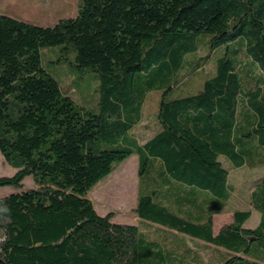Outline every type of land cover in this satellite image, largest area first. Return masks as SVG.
Wrapping results in <instances>:
<instances>
[{"label":"trees","instance_id":"obj_1","mask_svg":"<svg viewBox=\"0 0 264 264\" xmlns=\"http://www.w3.org/2000/svg\"><path fill=\"white\" fill-rule=\"evenodd\" d=\"M200 44L219 53L216 72L182 89L177 72L201 67ZM49 46L78 78L98 74V113L43 67ZM153 89L162 97L148 114ZM0 152L17 168L0 186L35 183L0 196V264H186L177 252L192 248L171 251L162 240L175 236L150 224L234 252L217 264H264V0H78L77 15L52 26L0 12ZM133 154L140 221L116 223L87 193ZM224 161L262 173L214 234L236 189Z\"/></svg>","mask_w":264,"mask_h":264},{"label":"rangeland","instance_id":"obj_2","mask_svg":"<svg viewBox=\"0 0 264 264\" xmlns=\"http://www.w3.org/2000/svg\"><path fill=\"white\" fill-rule=\"evenodd\" d=\"M6 11V12H5ZM0 12L15 16L17 18L31 21V23L44 26H52L60 18L74 17L78 13V0H0ZM60 55V46H49L42 49L43 67L59 82L61 89L72 96L76 103L85 110L98 113L101 92L100 79L97 73H87L84 77L78 78V71L75 66L65 60L57 61ZM219 53H212L205 45L200 44L197 52L191 57L196 58L201 67L192 71L193 66L182 68L177 73L185 76V83L181 88L200 90L204 80L216 72V60ZM175 75V74H174ZM175 75L174 77H176ZM173 77V81H174ZM162 97V90L153 89L146 97L144 111L151 114ZM135 132V129L133 128ZM230 167L228 161H224ZM138 154H133L126 160L115 164L111 174L102 179L87 193L92 200L97 212L106 215L113 212V221L116 223L136 224L139 219L135 212L138 196ZM233 169V168H232ZM17 168L11 166L0 152V176H11ZM258 170H251L247 167L235 168L231 171V179L241 190L232 198L228 212L216 217V225L220 226L231 219V211L235 207L244 206L246 200L247 179L258 175ZM246 182V183H245ZM23 188L29 189L35 186L32 176H27L23 181ZM23 188L13 186H0V196L12 192L21 191ZM259 213L248 220L247 226L252 227L257 223ZM156 225H152L151 228Z\"/></svg>","mask_w":264,"mask_h":264},{"label":"crops","instance_id":"obj_3","mask_svg":"<svg viewBox=\"0 0 264 264\" xmlns=\"http://www.w3.org/2000/svg\"><path fill=\"white\" fill-rule=\"evenodd\" d=\"M13 17H15V16H13ZM18 19H21V18H18ZM22 20L27 21V22H31V21L25 20V19H22ZM241 167H247V168H249L251 170H258L259 171L258 175H255V176H253L250 179L244 180L246 182H251L252 180L257 178L258 176H260L261 173H262V170H260L258 168H250L247 165H243ZM241 167H235V166H232V165H230V167H229L230 168L229 181L236 189L233 192V194L231 195L230 200L226 203V205L224 207V210L222 212H220V213H214L213 214V232H214V234H217L219 232L220 228L224 224L229 223V222L232 221V219H233L232 215H233V213H234V211L236 209H243V208H245L247 206L248 192H247V194L245 196L242 195L244 197V199L246 200V204L244 206L235 207L232 210H230L231 211V219H230V221H228V222H226V223H224V224H222L220 226L216 225V217L224 214L225 212H228V209H229V206L231 204L232 198L234 199L235 195H238L237 192H240V194H242V192H243L242 188L240 190L236 186V184H234V181L231 179V176H232L231 175V171L233 169H235V168L237 169V168H241ZM136 203H137V201H136ZM254 211H257V210L252 209V215H254ZM252 215H251V217H252ZM138 219H139V217H138ZM248 220L245 222V226L246 227H248L247 226ZM259 220H260V213H259V219H258L257 223L253 224V226L251 228L255 227L259 223ZM139 221H140V219H139ZM139 221H138V223H139ZM138 223H136V224H138ZM152 225H156V226L151 228ZM149 228L151 230H157V232L161 233L162 236H166L167 234L170 235V236H175V238L173 237V238H169V239H166V240L165 239L162 240L163 246L166 247V248H170L171 251L174 249V247L179 246L181 244H184L188 248H192L191 252H187V254H185L186 253L185 249H182L179 252H177L178 255H176V256H178V257L187 256L186 264H217V263L221 262L223 259H225L226 257H228L229 255L234 254L233 251H231V250H229V249H227V248H225L223 246L215 245V244H213L211 242H208V241H205V240H201V239L185 236V235H183V234H181V233H179V232H177L175 230L168 229V228H166L164 226H159L157 224H150ZM180 237L183 238V241H182V239H179Z\"/></svg>","mask_w":264,"mask_h":264},{"label":"clouds","instance_id":"obj_4","mask_svg":"<svg viewBox=\"0 0 264 264\" xmlns=\"http://www.w3.org/2000/svg\"><path fill=\"white\" fill-rule=\"evenodd\" d=\"M8 211L9 209H7V207H0V213H6Z\"/></svg>","mask_w":264,"mask_h":264}]
</instances>
